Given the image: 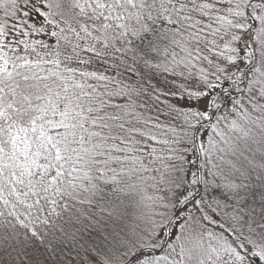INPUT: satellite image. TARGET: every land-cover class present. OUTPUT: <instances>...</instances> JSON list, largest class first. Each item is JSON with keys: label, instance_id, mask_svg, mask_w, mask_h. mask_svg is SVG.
<instances>
[{"label": "snow or ice", "instance_id": "snow-or-ice-1", "mask_svg": "<svg viewBox=\"0 0 264 264\" xmlns=\"http://www.w3.org/2000/svg\"><path fill=\"white\" fill-rule=\"evenodd\" d=\"M0 264H264V0H0Z\"/></svg>", "mask_w": 264, "mask_h": 264}]
</instances>
